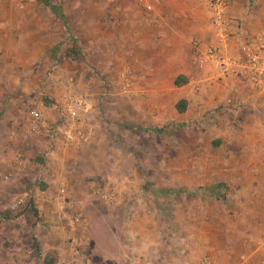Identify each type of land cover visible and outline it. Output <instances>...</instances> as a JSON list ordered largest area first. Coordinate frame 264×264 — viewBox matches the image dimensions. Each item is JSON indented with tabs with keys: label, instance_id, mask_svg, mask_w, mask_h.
<instances>
[{
	"label": "rangeland",
	"instance_id": "374dc122",
	"mask_svg": "<svg viewBox=\"0 0 264 264\" xmlns=\"http://www.w3.org/2000/svg\"><path fill=\"white\" fill-rule=\"evenodd\" d=\"M119 4L117 0H27L21 5L15 0H0V131L5 134V141L10 142L14 132H22L28 126L32 108L46 109L47 121L58 117V124L62 121L61 112L54 107L63 95L89 90L95 93L94 105L85 121L95 127L93 137L97 139L77 152H70L49 176L37 174L31 180L27 174L30 160L20 178L0 183V255L11 257L13 251L17 252V245L28 247L30 244L28 239L31 240L30 234L34 232L24 215L32 212L29 202L33 205L36 202L33 189L47 192L50 202L63 205L66 223L78 218L80 224L88 226L92 221L96 226L99 217L108 213L111 219H118L117 227L124 234L129 230L131 233V228H140L131 225L134 216L140 221V215L148 214L150 220L162 216L164 228L159 225L157 234L165 240H186L188 235L203 230L199 225H189L188 203L195 194L188 192L185 181L190 169L202 172L205 161L209 165L216 153L226 151L216 149L212 143L218 141L216 131L206 127L203 117L193 126L187 120L188 108L185 113L177 111L176 104L184 99L177 89L170 90L159 107V97L148 93L153 85L162 82H141L144 76L136 81L131 76L133 72L130 75L125 57L128 51L124 46L129 34H118L113 27L114 17H121L113 13ZM195 45L198 49L199 43ZM34 47L40 49L35 50L36 59L32 54ZM74 52L75 57H67ZM206 66L214 70L209 64ZM123 73L130 75L127 89L121 80ZM216 115L212 112L208 116L213 121ZM236 128L243 137V128L237 125ZM225 136L232 137V134L226 131ZM191 139L196 141V151L189 146ZM3 147L7 157L4 164L19 154L10 157L7 155L10 145ZM248 154L247 157L255 155ZM21 155L26 158L25 154ZM42 155L46 160L45 153ZM62 184L67 189L63 200L59 198ZM211 188L219 192L213 195L211 190L203 191L221 202L227 200L229 212L239 215L235 205L237 194L229 193L226 185L216 184ZM108 190H117L121 199L103 201L100 194ZM171 190L186 192L181 197L163 193ZM21 199L24 202L14 206ZM7 211L20 216L15 220L4 219ZM244 228L234 220L228 231L238 237ZM133 235L129 236L133 242L146 237V234ZM250 235L264 238V233L257 229ZM147 236L152 237L150 233ZM176 241L172 243L176 245ZM34 242L31 245L35 250L38 246Z\"/></svg>",
	"mask_w": 264,
	"mask_h": 264
},
{
	"label": "crops",
	"instance_id": "0c3cea01",
	"mask_svg": "<svg viewBox=\"0 0 264 264\" xmlns=\"http://www.w3.org/2000/svg\"><path fill=\"white\" fill-rule=\"evenodd\" d=\"M117 1L121 4L113 13L121 17H114L113 27L118 34H129L124 46L128 51L125 57L130 75L133 72L131 76L136 81L144 76L141 82H162L153 85L148 93L159 97V107L170 90L177 89L181 98L188 101L187 120L195 126L194 122L203 117L206 127L216 131L215 138L220 141H212L216 149L226 151L216 153L209 165L205 161L202 172L190 169L185 181L188 192L195 194L188 203L189 225H199L203 230L188 235L186 240H165L157 234L159 225L164 228L162 216L150 220L148 214L140 215V221L134 216L131 225L140 228H131V233L129 230L124 234L117 227L118 219H111L108 213L99 217L96 226L92 221L88 226L72 220L66 223L63 205L50 202L47 192L33 189L38 213L31 208L32 212L27 211L24 217L34 232L30 234L31 240L36 239L34 243L38 247L34 250L29 239L28 247L20 246V240L17 252L13 251L11 257L0 255V264H44L53 251L57 258L55 264H199L204 256L211 259V264L264 263L263 238L250 235L255 234L256 229L264 233V92L234 77L220 79L207 64L203 66L197 60L196 43L201 51L217 43L210 19V0H160V4L154 0ZM228 16L234 32L232 52L239 51L244 38L264 32V0H232ZM49 41L51 43V39ZM36 48L40 50L34 47L35 59ZM148 74L152 77L147 78ZM179 75L186 76L188 84L176 87L174 82ZM212 112L217 113L213 121L209 118ZM88 115H84V120ZM57 120L58 117H53L52 121H47L39 136L24 137L22 132L16 131L10 142L5 141V134L0 131V168L7 159L3 146L10 145L7 155L11 157L19 152L31 160L27 173L31 180L37 174L47 176L58 170L70 152H77L88 142L97 140L92 137L86 143L68 148L59 130L56 131ZM50 125L56 126L55 129ZM236 125L243 128V137L237 133ZM224 130L232 137L227 138ZM189 146L195 151L198 149L194 139ZM248 153L255 155L247 157ZM216 184L226 185L229 193L237 194L235 205L239 215L229 212L227 200L222 203L203 191ZM120 199L118 194L117 200ZM175 207L178 209L179 205ZM147 210L152 211V208ZM234 220L245 226L238 237L228 231ZM259 226L263 228L259 230ZM134 233L146 234L145 240L133 242ZM168 235L170 237V232Z\"/></svg>",
	"mask_w": 264,
	"mask_h": 264
},
{
	"label": "built area",
	"instance_id": "2783aa9c",
	"mask_svg": "<svg viewBox=\"0 0 264 264\" xmlns=\"http://www.w3.org/2000/svg\"><path fill=\"white\" fill-rule=\"evenodd\" d=\"M21 5L27 0H15ZM144 1V0H140ZM160 4V0H154ZM232 0H211V25L217 38L216 44L208 45L204 51L196 47L197 59L201 64H209L218 78L234 77L258 91L264 92V32L242 40L239 51L230 50L231 41L234 37L232 23L228 16ZM198 44V43H197ZM121 80L124 89L130 87L131 79L128 73H123ZM94 92L92 90L83 93L69 91L64 94L55 109L60 110L62 121L58 123L59 130L65 146L76 147L92 139L95 127L87 124L84 115L93 109ZM48 118V112L41 107H34L29 112L28 126L22 131L24 137H34L42 134L44 124ZM56 127V126H55ZM55 129V128H54ZM16 135L14 132L12 138ZM49 152V151H48ZM47 152V153H48ZM29 160L21 154H16L3 168H0V183H7L20 178L28 169ZM67 189L64 184L59 190V198L65 199ZM105 202H113L118 198L115 190H108L100 194ZM24 202L21 199L14 206ZM76 219L75 221H79ZM264 245V238L261 240ZM199 264H211V259L204 256Z\"/></svg>",
	"mask_w": 264,
	"mask_h": 264
},
{
	"label": "trees",
	"instance_id": "16d2710c",
	"mask_svg": "<svg viewBox=\"0 0 264 264\" xmlns=\"http://www.w3.org/2000/svg\"><path fill=\"white\" fill-rule=\"evenodd\" d=\"M67 57H75V52H74V54H67ZM174 84H175V86L176 87H182V86H185L186 84H188V79H187V77L186 76H184V75H179L177 78H176V80H175V82H174ZM187 106H188V101L186 100V99H181L177 104H176V109H177V111L179 112V113H185V111H186V109H187ZM218 142H220V141H218ZM217 146V145H216ZM208 190H211L210 192H212L213 193V195H214V193H215V195L219 192V190L218 189H214V188H212V189H208ZM170 192V193H169ZM184 192H186V191H179V190H171V191H163V193L164 194H173V193H175V194H177V195H181V194H183ZM29 207H31L36 213H38V210L37 209H35V207H34V205L32 204V201H30L29 202ZM5 215H4V219H7V220H15V219H17V218H19V216L20 215H13V214H11L10 212H6V213H4ZM56 261H57V258H56V255H55V252L53 251V252H51V253H49L48 255H47V257L45 258V260H44V264H55L56 263Z\"/></svg>",
	"mask_w": 264,
	"mask_h": 264
}]
</instances>
